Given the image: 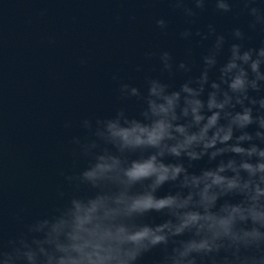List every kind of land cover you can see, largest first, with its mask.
Returning a JSON list of instances; mask_svg holds the SVG:
<instances>
[{"label": "clouds", "instance_id": "9594fccd", "mask_svg": "<svg viewBox=\"0 0 264 264\" xmlns=\"http://www.w3.org/2000/svg\"><path fill=\"white\" fill-rule=\"evenodd\" d=\"M209 2L191 0L193 8L169 0L190 18ZM211 2L218 13L233 12L234 0ZM239 3L250 17L248 28L264 29V0ZM156 25L168 28L165 19ZM193 35L191 29L180 33L184 40ZM195 36L215 37L198 76L174 90L148 79L146 94L122 84L121 98L143 105L139 118L121 109L110 119L81 122L89 136L72 142L88 166L65 180L77 192L95 194L74 195L51 217L0 243V264H142L156 252L155 264H264V42L246 47L244 30L232 29L239 43H231L219 78L212 79L228 40L211 24ZM159 61L171 76L192 72L170 52ZM205 159L215 166L191 171ZM165 184L177 191L158 196ZM151 213L168 219L145 223Z\"/></svg>", "mask_w": 264, "mask_h": 264}, {"label": "water", "instance_id": "95a60500", "mask_svg": "<svg viewBox=\"0 0 264 264\" xmlns=\"http://www.w3.org/2000/svg\"><path fill=\"white\" fill-rule=\"evenodd\" d=\"M186 6L194 8L191 0ZM242 8L234 0L232 13H218L210 0L190 18L169 0H0V243L17 238L35 220L51 217L74 195L95 194L77 192L65 180L89 162L72 141L89 136L81 125L85 119H110L121 109L139 118L143 105L122 99V84L146 94L148 79H160L174 90L198 76L215 37L202 40L195 32L207 34L210 24L228 40L212 79L219 78L231 43H239L230 36L232 29L244 30L246 47L259 48L264 29L251 31ZM158 19L168 22L166 32L157 27ZM186 29L194 34L189 40L180 36ZM164 51L176 65L189 63L192 72L171 76L164 71L159 61ZM214 166L205 159L191 171L199 174ZM175 191V185L165 184L157 195ZM167 219L151 213L144 222ZM159 255L145 256L142 264H155Z\"/></svg>", "mask_w": 264, "mask_h": 264}]
</instances>
